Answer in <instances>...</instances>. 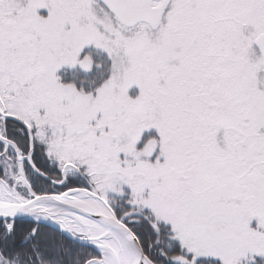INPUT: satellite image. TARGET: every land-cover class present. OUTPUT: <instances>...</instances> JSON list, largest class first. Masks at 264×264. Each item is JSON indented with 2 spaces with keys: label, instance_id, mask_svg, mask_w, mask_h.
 Masks as SVG:
<instances>
[{
  "label": "snow or ice",
  "instance_id": "snow-or-ice-1",
  "mask_svg": "<svg viewBox=\"0 0 264 264\" xmlns=\"http://www.w3.org/2000/svg\"><path fill=\"white\" fill-rule=\"evenodd\" d=\"M0 264H264V0H0Z\"/></svg>",
  "mask_w": 264,
  "mask_h": 264
}]
</instances>
